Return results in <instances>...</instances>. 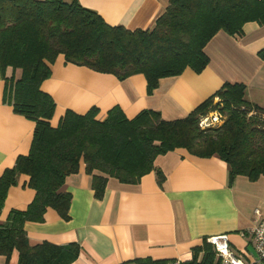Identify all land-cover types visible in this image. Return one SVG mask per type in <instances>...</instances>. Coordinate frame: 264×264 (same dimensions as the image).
Returning a JSON list of instances; mask_svg holds the SVG:
<instances>
[{
	"label": "trees",
	"instance_id": "trees-1",
	"mask_svg": "<svg viewBox=\"0 0 264 264\" xmlns=\"http://www.w3.org/2000/svg\"><path fill=\"white\" fill-rule=\"evenodd\" d=\"M248 23L264 25V0H169L152 28L134 31L110 26L79 0H0L3 101L36 124L29 154L0 177V215L21 175L30 178L28 186L36 193L25 210H12L0 222V256L9 260L17 251L18 264H72L79 258L77 243L31 246L25 225L43 223L49 210L70 219L66 179L82 164L98 200L104 198L109 178L139 184L156 172L162 186L165 176L155 161L179 149L227 163L230 185L238 176L253 182L264 178V109L248 99L243 83L224 84L183 119L166 121L154 110L130 119L119 106L100 119L93 107L83 115L67 110L58 125L53 124L56 101L42 89L52 77V65L63 56L68 64L120 81L143 75L151 94L161 79L187 69L202 73L210 63L205 52L210 41L220 32L243 36ZM259 57L264 61V49ZM213 110L226 117L224 124L201 130V117ZM175 261L146 258L123 264ZM183 264H219V259L205 239Z\"/></svg>",
	"mask_w": 264,
	"mask_h": 264
},
{
	"label": "crops",
	"instance_id": "crops-1",
	"mask_svg": "<svg viewBox=\"0 0 264 264\" xmlns=\"http://www.w3.org/2000/svg\"><path fill=\"white\" fill-rule=\"evenodd\" d=\"M168 1L79 0L110 26L132 31L152 28ZM262 49L264 25L246 24L243 36L220 32L205 48L210 63L202 73L187 69L180 76L161 79L151 94L143 75L120 81L68 64L60 56L42 89L56 101L54 125L67 110L83 115L93 107L99 109L100 119L115 106L130 119L144 110L159 111L166 121L183 119L226 83L245 84L248 99L264 109ZM4 88L0 81V177L15 167L20 156L29 154L36 127L3 101ZM155 166L165 176L162 186L156 172L139 184L109 178L105 196L98 200L92 176L82 164L77 174L66 179V191L72 195L70 219L49 210L43 223H27L30 245L77 243L81 254L72 264H123L146 258L188 261L205 239L227 235L235 253L245 260L254 257L253 239L245 234L258 221L256 210L264 219V178L253 182L238 176L230 185L227 163L181 149L157 157ZM29 181L21 175L10 189L0 222H6L12 210H25L32 203L36 193ZM18 262L17 251L9 260L0 256V264Z\"/></svg>",
	"mask_w": 264,
	"mask_h": 264
},
{
	"label": "built area",
	"instance_id": "built-area-1",
	"mask_svg": "<svg viewBox=\"0 0 264 264\" xmlns=\"http://www.w3.org/2000/svg\"><path fill=\"white\" fill-rule=\"evenodd\" d=\"M225 122V116L219 110H213L202 116L199 122L201 130H210L221 127ZM258 221L247 234L254 243L255 255L251 260H245L232 249L227 235L216 236L208 239L214 247L219 264H264V219L259 210H256ZM184 261L176 260L173 264H183Z\"/></svg>",
	"mask_w": 264,
	"mask_h": 264
},
{
	"label": "rangeland",
	"instance_id": "rangeland-1",
	"mask_svg": "<svg viewBox=\"0 0 264 264\" xmlns=\"http://www.w3.org/2000/svg\"><path fill=\"white\" fill-rule=\"evenodd\" d=\"M225 120H226V117H225ZM251 249H252V251H254V247H253V246H252V248H251Z\"/></svg>",
	"mask_w": 264,
	"mask_h": 264
}]
</instances>
